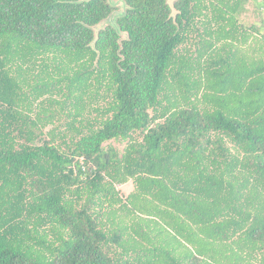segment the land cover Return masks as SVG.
Here are the masks:
<instances>
[{"label": "trees", "instance_id": "1", "mask_svg": "<svg viewBox=\"0 0 264 264\" xmlns=\"http://www.w3.org/2000/svg\"><path fill=\"white\" fill-rule=\"evenodd\" d=\"M119 1L0 0V264H264V0Z\"/></svg>", "mask_w": 264, "mask_h": 264}, {"label": "rangeland", "instance_id": "2", "mask_svg": "<svg viewBox=\"0 0 264 264\" xmlns=\"http://www.w3.org/2000/svg\"><path fill=\"white\" fill-rule=\"evenodd\" d=\"M111 2L117 6V9L114 10V14H117L119 11H122L123 10V7H122V3L119 1V0H111ZM170 2L172 3V0H170ZM109 23V21H107ZM104 26H106V24H104ZM112 144H116L118 145L119 147H123L126 142H116V141H111Z\"/></svg>", "mask_w": 264, "mask_h": 264}, {"label": "water", "instance_id": "3", "mask_svg": "<svg viewBox=\"0 0 264 264\" xmlns=\"http://www.w3.org/2000/svg\"><path fill=\"white\" fill-rule=\"evenodd\" d=\"M169 1H170V0H169ZM120 2L122 3V7H123V10H122V11H124V10H125V6H124V4H123L122 1H120ZM170 3H171V2H170ZM172 3H173V0H172ZM107 23H108V22H102L100 25L97 26V30L100 29L101 27H104V24L107 25Z\"/></svg>", "mask_w": 264, "mask_h": 264}]
</instances>
